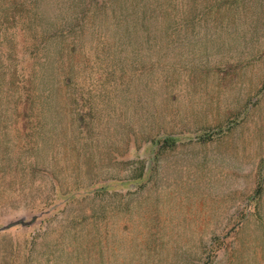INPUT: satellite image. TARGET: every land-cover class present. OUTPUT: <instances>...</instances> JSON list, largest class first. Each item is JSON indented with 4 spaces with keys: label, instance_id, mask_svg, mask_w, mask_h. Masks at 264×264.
<instances>
[{
    "label": "rangeland",
    "instance_id": "obj_1",
    "mask_svg": "<svg viewBox=\"0 0 264 264\" xmlns=\"http://www.w3.org/2000/svg\"><path fill=\"white\" fill-rule=\"evenodd\" d=\"M80 1L0 0V264H264V0L97 20L65 87Z\"/></svg>",
    "mask_w": 264,
    "mask_h": 264
},
{
    "label": "trees",
    "instance_id": "obj_2",
    "mask_svg": "<svg viewBox=\"0 0 264 264\" xmlns=\"http://www.w3.org/2000/svg\"><path fill=\"white\" fill-rule=\"evenodd\" d=\"M81 9L80 16L74 17V20L69 24V27L66 29L65 34L68 37L73 36V33L76 32L77 28L79 31V37L75 38L70 43L69 40L64 42L62 45L66 47L67 53L63 48V52L66 54V58L63 57V62L61 63L62 73L64 74L65 87H76L77 86V77L75 71L78 68L77 64V47L78 43L82 39L80 37L84 36L85 31L91 30L92 36H98V23L104 24L103 34L108 38H116L119 36H125V29L127 26L128 32L129 29H134L135 33L140 36V33L144 35L143 26L150 22V20L159 21L160 17H157L158 10L161 8L158 6V0H106L101 2H96L90 0H81L80 1ZM110 9L113 13L109 14L108 10ZM107 11V12H106ZM120 11L125 13L127 12L126 19L121 17ZM161 11V10H160ZM149 13H155V16H149ZM93 13V14H92ZM91 15V16H90ZM98 16L100 18L98 19ZM132 17V18H131ZM148 17V18H147ZM151 19H150V18ZM72 26V27H71ZM133 31V32H134ZM132 32V33H133ZM129 34H131L129 32ZM147 34V33H146ZM78 40V41H77ZM65 59V61H64ZM1 94V91H0ZM23 94H25L23 92ZM24 100V97H21ZM30 99V98H29ZM27 104H32L31 99L24 100ZM42 103H40V106ZM2 114V113H1ZM0 114V115H1ZM44 110L37 113V118L42 117ZM77 120V118H76ZM77 122L81 124L82 117L79 115Z\"/></svg>",
    "mask_w": 264,
    "mask_h": 264
}]
</instances>
